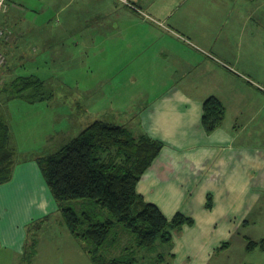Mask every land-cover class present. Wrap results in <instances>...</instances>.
<instances>
[{"label":"crops","instance_id":"obj_1","mask_svg":"<svg viewBox=\"0 0 264 264\" xmlns=\"http://www.w3.org/2000/svg\"><path fill=\"white\" fill-rule=\"evenodd\" d=\"M128 1L138 9L145 6L144 10L150 13L145 12L155 21L138 18L120 0L78 1L82 8L88 2L96 5L99 17L104 19L96 21L97 32L107 31L100 36V42L112 41L117 50L116 58L105 64V82L98 101L103 106V100H110L109 107L125 109L128 119L122 124L134 136L145 134L163 145L136 191L145 202L157 206L166 219L181 213L193 220V225H184L173 234L172 243L165 247L166 254H171L166 256V262L211 264L216 251L228 245L264 201V77L259 75L258 81L253 73L238 65L244 64L238 61L244 58L227 51L225 42L220 40L226 35L224 23L216 25L213 19L202 18V13L215 11L218 5H204L201 0ZM178 5L185 8L173 18ZM82 22L68 23L65 31L76 50H88L89 54L93 48L90 44L94 46L96 39L90 40L88 22L81 25ZM254 22L249 17L245 24ZM36 25L23 22L9 10L0 13V28L12 36L11 40L0 38L7 59L0 77V92L17 79L31 77L45 85L35 75L20 74L27 66L24 61L32 60L34 68L44 69L56 58L55 44L67 43L64 36L54 33V28L50 35H42ZM75 25L80 29L76 40L71 30ZM138 28L142 32L139 38ZM106 53L107 47L102 48L97 58ZM263 57L264 53L259 59ZM89 65L88 60L83 61L85 70L90 69ZM30 93L28 90L22 94ZM106 93H111L116 103L106 99ZM48 95L45 100L27 102L32 108L42 106L53 98L51 93ZM209 97L223 104L225 118L218 129L207 134L202 116L203 102ZM2 109L0 113L8 121L10 114ZM50 117V127H40L39 122L33 121L35 130L27 129L29 133L19 135L8 121L13 147L21 158L12 179L0 185V264H91L85 244L66 227L60 230L62 240L58 239L63 249L48 248L35 240L34 255L27 256L31 247L27 228L31 223L43 225L60 215L36 158L41 155L39 148L47 147L54 136L65 135L71 128L61 126L56 131L53 124L59 117ZM40 128L47 132L43 143H37V147L22 143L25 138H35ZM209 195L211 207L207 208ZM41 229L42 226L38 230Z\"/></svg>","mask_w":264,"mask_h":264},{"label":"rangeland","instance_id":"obj_2","mask_svg":"<svg viewBox=\"0 0 264 264\" xmlns=\"http://www.w3.org/2000/svg\"><path fill=\"white\" fill-rule=\"evenodd\" d=\"M78 1L80 0H77V2L75 0H7L6 10H9L13 16H19L23 22L26 23H36L37 27L35 28H37V30H39L38 33L42 35H50V31L54 28V33L64 36L67 43L55 44L56 58L52 65L49 64L47 67H44V69L41 68L37 70V68H34V61L26 60L24 63H26L27 66L20 72V74L25 76L31 74L44 80L45 91L53 95L51 101L43 103L42 106L36 105L37 107L32 108L23 98L12 97L11 92H0V108H3L1 112L7 109L10 114L8 121L11 123L13 131L17 132L19 130V133H17L18 135L24 131L29 133L27 129L34 131L35 127H33V121L39 122L40 127L42 125L50 127V116H52V118L53 116L59 117L58 122L53 124L56 131L57 128L61 126L65 129L71 128L65 135L54 136L47 147L39 148L41 155L52 154L59 150L65 143L76 137L94 120L105 119L111 123L122 124L126 123L128 119V116L126 117L124 113L125 109L109 107L110 100H103L101 103L103 106L99 104L100 101H98V99L101 94L100 90L103 87V82H105V64L107 61H113V59L116 58L117 50H115L116 46L112 41L107 42V44L100 42V36L107 34V31L103 32L100 29L101 31L99 33L97 32L99 30L97 29L96 21L104 19L99 17L96 5L93 2H88L82 8L78 5ZM120 2L128 8H131L138 18L146 20L144 18L149 17L155 21L148 15L150 11L144 10L145 6L143 9H138L128 0L127 4L121 0ZM201 2L204 5L219 6L215 11L205 14L202 13V18L204 20L213 19L216 25L225 24L224 30L226 35H222L223 37L220 40L225 42L227 51H232L236 56L244 58L238 60L240 63L244 62V64L242 65L241 63V65H238L248 69L259 81V75L264 77V57L262 59L260 58L261 60L259 59L264 53V0H201ZM132 6L139 11L133 9ZM184 8L185 5L176 6L173 11V18H176ZM140 11H142L141 15L139 14ZM145 11L149 13L147 14ZM110 17L113 18V16ZM249 17L256 21L252 23L254 26H252V24L247 26V24H245L246 18ZM78 21H83L81 25L88 22L86 27L87 31H90L89 38L92 41H94V38L96 39L94 46L90 44L93 48L89 50V54L87 53L88 50L83 53H81L80 49L76 50L71 37L65 31V25L70 22L74 24ZM147 22L150 23L149 21ZM78 26L79 25H75V27L72 26L73 29H71L75 35L73 37L74 40L77 39L78 30H80L77 29ZM3 29L0 28V38L11 40L12 36L7 33V30ZM159 29L164 32L161 28ZM24 30L26 31V29ZM141 34V29L138 28L137 38H139ZM26 45L32 46L31 43H26ZM106 47L109 53L104 54L101 58H97L102 48ZM2 52L6 55L3 50ZM249 52L254 54L246 55V53ZM85 60L89 61L90 69L88 68L85 70L83 68V61ZM1 74L2 70L0 71V77ZM107 85L110 86L109 83H107ZM110 96L111 93H106L104 97L114 101V97L111 98ZM105 98L101 97V99ZM114 102L116 103V100ZM50 133H52V131H50ZM37 134L35 138H25L22 143L37 147L39 143H43V138H45L47 132H43V128H40ZM20 158L21 156L18 157V159ZM67 206L75 209L77 213L88 212L96 215L99 219H106L105 214L107 213L105 211L97 209V213L94 214L93 209L95 205L89 204L87 201H71L67 203ZM61 219L62 217L59 215L50 220L42 221L43 225L41 224V230L35 227L37 225L36 223L34 224L35 226L31 224L30 227L27 228L29 234L28 242L31 243L36 240L40 245L44 246L47 244L48 248L63 249L64 245L62 248V244L59 243V241L62 240V232L60 230L62 227H65L63 223L62 225L60 224V221H62ZM247 222L248 224L233 236L225 248L216 251L215 258L211 264H264L263 250L257 248L254 251H247L246 249L249 241L259 242L264 239V201L252 212ZM128 234H121L118 242L119 245L115 246L118 250L115 248L111 249L108 256H115L118 253L122 254L123 252L121 253V249L125 248L126 244H129V246H127L129 247L128 251H132L133 255L136 252L137 256L141 254L140 257H143L139 259V264H150L152 258L155 257V255H152V252H155L153 251L154 249H143L137 252L136 247L132 245V241H128ZM47 240H49V243H46ZM156 249H158L157 253H166L164 247H156ZM168 255L169 253L166 254V256Z\"/></svg>","mask_w":264,"mask_h":264},{"label":"trees","instance_id":"obj_3","mask_svg":"<svg viewBox=\"0 0 264 264\" xmlns=\"http://www.w3.org/2000/svg\"><path fill=\"white\" fill-rule=\"evenodd\" d=\"M28 90L31 91L29 96L22 94ZM5 91L30 103L49 98L43 82L31 77L17 79ZM224 118L223 104L215 97L205 99L202 116L205 132L210 134L218 129ZM162 147L160 142L145 134L134 136L124 124L97 119L59 150L36 158L42 177L58 205L62 223L74 238L85 243L84 250L91 264H139L143 257L128 251L129 244L121 249L122 254L108 256L110 250L119 245L122 233H130L128 241H132L137 252L154 249L152 255L155 257L150 264H168L166 253H157L156 247H168L175 232L184 225H193V220L181 213L171 220L166 219L157 206L145 202L136 191L141 177ZM18 157L9 122L0 113V185L12 179ZM207 200V208H210V195ZM71 201H87L95 205L93 213H97V209L105 211L106 219L88 212L77 213L67 206ZM36 224L34 226L39 229L40 222ZM225 246L226 243L222 248ZM35 248L33 241L27 253L29 258L34 255ZM257 248L264 251V239L247 243V251Z\"/></svg>","mask_w":264,"mask_h":264},{"label":"built area","instance_id":"obj_4","mask_svg":"<svg viewBox=\"0 0 264 264\" xmlns=\"http://www.w3.org/2000/svg\"><path fill=\"white\" fill-rule=\"evenodd\" d=\"M121 1L125 2L126 4L128 3L127 0H121ZM132 8L135 9L136 11H139L134 6H132ZM6 9H7V0H0V13L5 12ZM5 64H6V56L4 55V53L0 48V71L2 70V68H4Z\"/></svg>","mask_w":264,"mask_h":264}]
</instances>
